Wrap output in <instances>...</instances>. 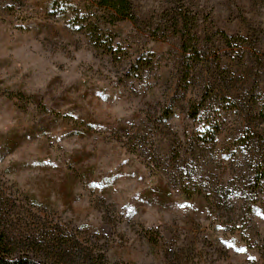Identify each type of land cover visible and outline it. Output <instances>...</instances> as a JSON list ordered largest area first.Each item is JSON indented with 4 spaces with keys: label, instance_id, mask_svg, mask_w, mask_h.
Wrapping results in <instances>:
<instances>
[{
    "label": "rangeland",
    "instance_id": "obj_1",
    "mask_svg": "<svg viewBox=\"0 0 264 264\" xmlns=\"http://www.w3.org/2000/svg\"><path fill=\"white\" fill-rule=\"evenodd\" d=\"M96 1L0 0V230L72 264H264V0H130L113 53Z\"/></svg>",
    "mask_w": 264,
    "mask_h": 264
},
{
    "label": "trees",
    "instance_id": "obj_2",
    "mask_svg": "<svg viewBox=\"0 0 264 264\" xmlns=\"http://www.w3.org/2000/svg\"><path fill=\"white\" fill-rule=\"evenodd\" d=\"M96 3L103 10L98 14L89 11L85 14L86 16H82L84 20L79 22L84 23L85 34L94 47L113 53L112 38H108V32L104 30L103 26H100L103 19L109 18L112 22L119 20L135 22L137 17L130 0H97ZM76 15H80V13L76 12ZM195 20L196 18L192 14L180 11L175 14L173 22L176 29L179 27L183 49L185 51L190 49L194 54L197 53L196 45L192 43ZM223 35L227 37L225 34ZM210 91L207 92L208 97L212 96ZM261 115L264 117V109L261 110ZM216 134L217 127L206 126L200 133V137L210 141L215 138ZM0 264H72V262L62 255L61 250L56 248L49 250L37 245L30 249L22 246L20 250H16V247L8 241L5 232L0 230ZM82 264H103V262H90L89 260Z\"/></svg>",
    "mask_w": 264,
    "mask_h": 264
}]
</instances>
